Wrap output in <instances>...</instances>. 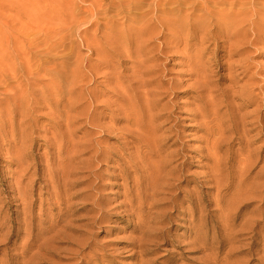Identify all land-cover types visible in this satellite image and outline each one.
Masks as SVG:
<instances>
[{"label":"rangeland","instance_id":"obj_1","mask_svg":"<svg viewBox=\"0 0 264 264\" xmlns=\"http://www.w3.org/2000/svg\"><path fill=\"white\" fill-rule=\"evenodd\" d=\"M155 1L0 0V264H23L34 253L38 254L35 264H200L203 258L215 264H264V205L261 197L238 196L235 192L237 187L233 186L234 173L239 176L243 167L237 161L249 154L255 166L247 174V183L264 184V41L246 44L247 49L236 54L209 42L193 45L186 51L189 43L185 39L178 50L157 61L162 71L146 77L154 81L148 85V90L159 91L155 86L164 81L181 84L168 94L163 87L161 91L164 94H150L147 100L158 103L151 114L165 115L156 123L162 127L157 136H167L161 142L165 152L167 149L162 155L181 153L180 160L172 166L182 164L186 177L171 183L180 184L179 203L182 204L173 209L167 205L153 207L165 202L150 201L146 207V219L125 211L130 209L126 194L132 182L124 177V171L130 167L128 155L133 151L131 147L138 141L130 144L132 136L128 130L108 131L94 124H107L113 122L111 117H123L116 105L120 94L107 77L120 59L122 66L117 71H122L124 77L132 76L136 81L133 77L137 74L141 58L136 54L129 56L128 52L140 44L133 33L146 22V18L143 20L139 13L156 8ZM156 49L150 55H158V47ZM199 54L209 67L207 73L214 82L211 90L217 115H209L206 122L198 116L202 103L195 98L198 90L193 88V71L187 59V56L195 58ZM238 61L248 66V72L239 73L241 70H238L230 74L226 68ZM75 72L84 74L85 78L81 80L85 82L79 80L73 84ZM92 73L94 76L91 78ZM86 77L90 78L89 81ZM91 90L98 95V104H93L92 108L86 100ZM53 102H57L56 105ZM168 116L171 120L165 122ZM93 117L97 119L93 120ZM69 122L67 137L81 142L79 145L97 142L106 151L91 168L77 170L78 165H73L81 158L87 160L89 155L86 152L67 168L81 173L67 179L73 185L67 191V198H73L70 202L73 206L72 213L61 224L68 223L70 229H50L45 233V239L31 246L32 231L24 227L20 229L17 223L16 212L22 208L19 207V192L29 185L36 191L32 207L35 227L45 211L49 212L50 221L58 219L60 209L48 211L49 196L46 193L40 195L39 191L49 173L61 170L58 162L73 155L72 151L66 154L67 144L64 149L63 136ZM236 123H240L243 129L240 151L243 153L240 156L234 152L239 147L235 145L238 140H234ZM125 124L121 122L118 125ZM216 125L218 128H214L216 134L213 136L211 128ZM217 135L221 138L222 163L227 169L222 175H226L223 182L227 185L221 192L209 189L214 184L206 181L213 159L207 144ZM231 142L235 146L229 152ZM78 148L86 151L82 146ZM36 162L39 173H35L32 167ZM229 172H232L231 177ZM149 174L146 166L143 173L132 175L151 177ZM58 179L61 183L60 176ZM149 181L152 180L145 183ZM18 183H21V189ZM79 193L89 198L84 202L77 197ZM202 201L204 208L199 210ZM101 205L111 214L106 220L96 223L93 218L104 214ZM256 209L259 211L253 213ZM153 213L159 214V220L165 219V222L154 224ZM50 221L40 225L43 229H36L33 234L39 236L44 233ZM197 221L201 224L196 226ZM165 230L169 232L168 243L158 235ZM43 244L49 255L40 253Z\"/></svg>","mask_w":264,"mask_h":264},{"label":"bare ground","instance_id":"obj_2","mask_svg":"<svg viewBox=\"0 0 264 264\" xmlns=\"http://www.w3.org/2000/svg\"><path fill=\"white\" fill-rule=\"evenodd\" d=\"M155 3H156L155 5L156 8L148 10V11L141 10V13H139L143 20H145L146 18V22L144 21L145 23L142 26L141 24L140 26L138 25L139 27L136 26L138 29L137 30L135 29L133 33L134 35L135 34L137 35V42L140 41L139 42L140 44L138 45L136 44L137 46L136 47L134 46L135 50L128 52L129 56L132 55L133 57V54H136L138 58H141L139 62L140 65H139L138 71L133 69L134 72L137 71V74L135 73L136 75L135 77H133L136 79V81H133L132 76L130 75H127V76L125 75L124 77L121 70H120L121 72L117 71L122 66L120 59L119 61H117V64L113 66V70L111 69L112 72L110 76L107 77V80L109 82H112L116 85L115 89L120 94V98L116 99V105L120 107L123 117L122 118L111 117V120H113V122L111 123L107 122V124L105 123H95L94 124L96 127H100V128L103 127L104 129H107L108 131H115V130H118V131L126 130L127 131L128 130L131 133L130 136H132V141L130 144H133L136 141H138V144L136 146L131 147L133 151L129 152L128 156H129L130 167L124 171V177L126 176V179H131V182H132V185L129 187L128 194H126V198L129 201L130 209H126L125 211H131L133 215H138L140 218L141 217L143 218L148 214L146 207L148 205V202L150 201H156V202L164 201L165 202L162 205L154 204L153 207H157V206L162 207L163 205H167V207L173 208V209H176V207H179L180 204H182V202L179 203V195H180L179 191H181V187L179 183L175 182L176 184H178L176 185L174 183H171V181L172 180L180 181L182 177L183 178L186 177V171L183 169L182 164L172 166L175 162L180 160L179 156L181 155V153L170 152L166 156L162 155L165 152V150H164V146L161 145L162 144L161 142L167 139V136L163 138H161L160 135L157 136L158 131L162 127L160 124H156V123L160 118L164 117L165 115L161 116V115L151 114V112L156 109L158 103L157 101L150 102L149 100H147L150 94L155 95V96L157 95V93L164 94V92L161 91L163 90L161 89L163 87L164 89H167L165 90V93L168 94V91H171L174 88L181 86V84H175V83L164 81V82H161L160 84H156L155 87L159 91H156V90L151 91L147 89L148 85H151L152 82L154 83V81H153V78L148 79L146 77H149L150 75H155L156 73L162 71L161 65L157 61L161 58H166V54L172 52L173 50H178L181 47L185 39L189 43V47L185 48L186 51H188L189 48L193 45H199V44L204 45L209 42V44H214L215 47L216 46L218 48L223 47L224 49L234 51L236 54H242V51L246 50L248 47V46H245L246 44L250 45L253 43H257V42L261 43L264 41V38H263L264 37L263 36L264 35V0H156ZM140 4L143 5L141 2ZM226 5H230V6H226ZM150 14L152 15L150 16V18H148L149 17L148 15ZM140 22L141 21H139V23ZM139 23H136V24H139ZM116 36H119V35H116ZM116 38H115V41H116ZM158 39H162V40L159 41ZM118 40L119 39H117V42L120 44ZM221 42H223V45L222 44L220 45ZM118 43H117V46L119 45ZM209 44L207 45V48L210 47ZM157 47H158L159 54L150 55L153 49H156ZM199 55L200 56H196L195 58H193L192 56L190 57L187 56V59L189 58L188 66H191L192 71H193L191 74V77L193 76L192 79H194L193 81H195L194 84H192L193 88H196L198 90L195 98L196 100H199L202 103L201 104L202 106H200V113L198 114V116L203 117L204 121L206 122V119L208 118L209 115L211 114L217 115V112H215L216 109L213 108L214 98H212L213 94L211 90V85L213 86L214 82L212 81L211 76L208 75L207 73L209 67H207L205 63L203 62V56L201 54ZM101 57L106 59L107 56L106 57L101 56ZM107 59L109 60V58ZM105 62L103 64H105ZM226 70L229 71L230 74L235 73L238 70H241L239 73H246L248 72V66L244 65L242 61H238L234 64H230V66L227 67ZM93 76H94V73H92L90 77L92 78ZM95 77H99V76H95ZM222 77H223V73L220 76V79ZM83 78H85L84 74L75 72L72 76V83L77 84L79 80ZM89 79L87 78L88 81ZM82 81L83 80H81V83ZM105 82L108 83L107 81ZM126 82H128V84H126ZM91 91L93 93L89 91V94H88L89 98L86 100L89 106H91L92 108L93 104H96L98 101V95H97V92H95V90L94 91L91 90ZM206 92H209V93L204 94ZM64 97L67 98V96L65 95ZM60 100H61V96H60ZM48 103L50 105V102ZM56 103L54 104L56 105ZM58 106H59V103H58ZM82 106H86V105H82ZM88 110L90 111V108ZM86 114L87 113L83 115H86ZM95 116H98V115H95ZM94 117H93V120L97 119V117L96 118ZM170 120L171 118L168 116L165 122H169ZM65 122L68 123L67 120ZM121 122H126V124L124 126H119L118 124ZM70 124L71 123L69 122V124L66 125L67 126L66 132L64 133V136H63L65 137L64 149L67 144L68 150L66 154H69V152L72 151L73 155H69L67 157L62 158L63 160L58 162L61 165L60 167H62L61 170L58 173L56 172L52 174L49 173L50 174V176H48L49 178H47L46 181L42 182L40 186V191L38 190L40 195H44L46 193L49 196V198H47L48 199L47 201L48 211H53V209H58V208L60 209V212L57 215L58 219L54 220L52 218L50 221L49 212L45 211L39 218L40 220L39 225L35 227L36 217H35L34 211L32 210V207H33V204L35 203L34 197L36 195L35 194L36 191L33 190V188H31L32 186L29 185L26 188H24V191L20 190L19 192L20 194L18 196V200H20L19 207H22V208L21 210H17L16 212L18 214L17 223L20 226V229L24 227L26 230L28 229L32 231V239L30 241V245L31 244L38 245L40 240L44 238L45 233H47L50 229H70L68 226V223H65L63 225L61 224L62 221L63 220L66 221V218L72 213V206H73V204H70L73 198L72 199L69 197L67 198V191L69 187L73 185H70L71 182H69L67 179H68V176L71 177L70 175H77L81 173H79L78 171L71 172L72 170L68 171L67 168L70 165H72L71 163H73V161L76 160L79 156L81 158L82 154L85 152H86L85 153L86 155H89V158L87 160L81 158L82 160L75 162L76 164H73V165H78L77 170L78 168H80V170L84 168H91L97 163L99 159L103 158L104 153L106 151L101 146H99L97 142L96 143L92 142L89 144L85 143V144L79 145L78 143H81V142L77 143L74 141L75 139H73L71 136L67 137V132L69 130ZM236 124H237L235 126L236 137L234 138V140H238V142L235 143V145H238L239 147L235 149L234 152L240 156V154L243 153V152L242 153L240 152L242 150L241 146H243V135H242L243 129L240 127V123H236ZM25 125L27 126L28 124H25ZM214 128H218V125L211 128V133L213 134V136H215L216 134ZM14 129L12 130L14 131ZM104 129L102 130L104 131ZM241 131H242V134H241ZM132 134H134L135 136H133ZM54 137L56 138V135ZM220 139H221L220 136L214 137V140L213 141L210 140V142L207 144L209 150L211 151V155L213 159H212V165L209 167V170L206 174V177L208 178L206 181H209L214 184L209 189L213 188L219 192H221V190L225 188V185H227L223 182L226 175L222 176L223 173L227 169H226V166L222 163L223 156L221 157V152H220L221 151ZM80 140L82 139L80 138ZM235 145H233V142H231L229 145L230 147L228 146L229 147L228 151L231 152L232 147L234 148ZM78 146L84 147L83 149H85L86 151L78 150L79 149ZM53 150H56V147H54ZM166 152H167V149H166ZM249 155L248 156L245 155L247 156L245 158L238 159L240 161H237V163L243 167L241 168V170L239 169L240 170L239 176H237V173H234L233 186L237 187V190L235 189V192L238 194V196H244V194H246L248 198L261 197L262 205H264V184H258V183L248 184L247 183V180L249 178L247 174H249L252 170V167L255 166V164L251 162L252 155L250 156ZM57 158H60V157L58 156ZM53 164L54 163H52L51 166H53ZM38 165L39 164L36 162L35 165L32 166L35 169V173H39L40 171ZM80 165H82V167ZM146 166L150 170L149 176L151 177L143 176V175L136 177L132 175V174L143 173V168ZM230 173L232 172H229V174ZM58 176H60V179L62 181L61 183L59 182L60 180L58 179ZM230 177H231V174H230ZM230 177L228 179H230ZM148 179H151L152 181L145 183V181H147ZM18 185H19V189H21V183H18ZM83 195L84 193L83 194L79 193L77 197H79L80 200H83V201L86 198H89L88 195H84V196ZM200 195L204 196L203 193H200ZM159 196H163V197L158 198L156 200L155 198ZM103 203L104 205H106L105 202ZM200 207L202 209L203 201L199 205V210H201ZM100 209L102 210L104 214L105 213L106 214L105 215L102 214L98 218L97 217L93 218L96 220V223L97 221L106 220L111 214L110 210L109 209L106 210L107 208H105V206L103 205H101ZM91 210L94 211L95 209H91ZM258 211L259 209H256L255 211H253V213H256ZM166 214H169V213H166ZM152 215H153L152 221L154 224L165 222V219L159 220L161 218L159 214L153 213ZM166 217L168 218V215H166ZM144 219H146V217ZM48 221H50V225L46 228L44 233H41L39 236H36L35 234H33V231H35L36 229H43V228H40V225ZM198 224L200 225L201 221H197L196 226ZM147 230L149 231V235H150V230L149 229ZM159 234L166 243L169 242L168 240H166L167 236H169L168 230L160 231L158 235ZM17 236L19 237V234ZM47 242H48V239L46 240V243ZM192 244L197 245L196 242H192ZM204 248H207V247L204 246ZM40 253H43L44 255L50 254L49 251L45 248L44 244L40 246ZM28 255H29V251L27 252L26 256ZM37 259H38V254L34 253L30 255V258L27 259V261H24L23 264H35ZM200 264H215V263L210 262L209 260L203 258L202 263Z\"/></svg>","mask_w":264,"mask_h":264}]
</instances>
